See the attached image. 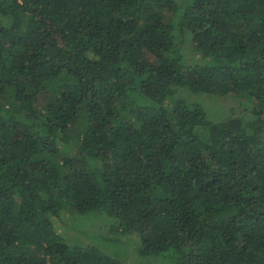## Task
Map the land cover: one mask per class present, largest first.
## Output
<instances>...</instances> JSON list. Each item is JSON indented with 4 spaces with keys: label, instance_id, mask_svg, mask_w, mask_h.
<instances>
[{
    "label": "trees",
    "instance_id": "trees-1",
    "mask_svg": "<svg viewBox=\"0 0 264 264\" xmlns=\"http://www.w3.org/2000/svg\"><path fill=\"white\" fill-rule=\"evenodd\" d=\"M165 259L264 264V0H0V264Z\"/></svg>",
    "mask_w": 264,
    "mask_h": 264
},
{
    "label": "rangeland",
    "instance_id": "rangeland-1",
    "mask_svg": "<svg viewBox=\"0 0 264 264\" xmlns=\"http://www.w3.org/2000/svg\"><path fill=\"white\" fill-rule=\"evenodd\" d=\"M186 97H188V94H186ZM196 100L203 104L207 111V117L213 121H221L230 117L233 115L234 110L237 114L245 113L247 111L249 112V108H247V101L230 93L224 96L217 94L202 95L198 96ZM71 216L75 217L72 218ZM61 218L62 219L57 221L58 230L61 232L65 231L69 234V236L74 237V240L79 243H89L92 241L93 234L90 231H93L95 227L100 225V232L102 233L103 225L106 224L103 220L98 221L94 214L84 216L81 214L79 215L78 212H71L69 210H65L62 213ZM105 235H108L107 231L104 232V236ZM118 251H120V249ZM131 251L133 256V253H135L134 247H131ZM120 253L121 256L118 257L122 260H124V257L126 258L128 255V252L125 250H122ZM135 258L130 259L133 260ZM127 260L130 261L129 258ZM165 261L160 264H174L172 260L165 259ZM130 262H134V260ZM141 264H144V262L142 261Z\"/></svg>",
    "mask_w": 264,
    "mask_h": 264
}]
</instances>
